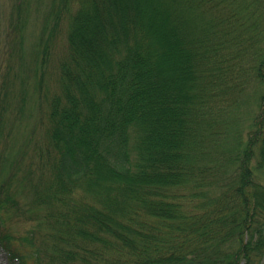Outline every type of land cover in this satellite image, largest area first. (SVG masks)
Returning a JSON list of instances; mask_svg holds the SVG:
<instances>
[{
	"label": "trees",
	"instance_id": "16d2710c",
	"mask_svg": "<svg viewBox=\"0 0 264 264\" xmlns=\"http://www.w3.org/2000/svg\"><path fill=\"white\" fill-rule=\"evenodd\" d=\"M5 33L25 67L0 63L8 264L264 262V0H14ZM36 83L41 134L15 153Z\"/></svg>",
	"mask_w": 264,
	"mask_h": 264
},
{
	"label": "rangeland",
	"instance_id": "374dc122",
	"mask_svg": "<svg viewBox=\"0 0 264 264\" xmlns=\"http://www.w3.org/2000/svg\"><path fill=\"white\" fill-rule=\"evenodd\" d=\"M30 1V0H29ZM14 0H0V28L2 33H5L8 29V22L9 17L12 14V7H13ZM48 6L46 9H44L41 14L37 13V8L35 3L31 4L30 12L28 15V22L26 24L25 29V41H24V49L22 48V54H25L28 58L31 60L36 54H41L43 47L41 49V45L39 43L42 40L43 37V25L42 21L45 19L43 15L47 14ZM25 16V12L23 14ZM5 30V32H3ZM66 25L62 26L59 33H65ZM6 36V33H5ZM46 36H49V32L46 34ZM7 41L4 45L0 44V63H3L5 65L6 61L10 59V64L12 62V66L18 67V70L25 69L24 66L20 63V53L14 58L12 54L10 53V50L7 47ZM40 46V47H39ZM53 49L56 50L57 56L60 57V55L65 54V51L67 49V40L65 35L57 36L54 40V43L52 44ZM51 46V47H52ZM59 59V58H58ZM54 62L55 59L53 60ZM9 64V65H10ZM47 70V68H46ZM45 79L46 86L51 87L53 85V65L48 68V71L45 73ZM33 90L29 89V92L24 95V101L22 102V96L18 101H16L10 108V112L13 114L20 113L18 124L15 128L14 134L12 136L13 141V149L15 153H19L21 150L25 148L27 144H31L32 138H37L38 135L41 134V123H40V117H41V110L47 106V100L44 96H42L40 93V88H38V85H33ZM27 90V89H26ZM25 90V92H26ZM47 91V90H45ZM24 92V93H25ZM34 148L33 150H35ZM32 160H35V162L41 163L40 158L38 155L34 152H32ZM16 185V183H15ZM17 227L23 229V225L19 224ZM0 264H8L4 253L1 250L0 247ZM264 264V262H262Z\"/></svg>",
	"mask_w": 264,
	"mask_h": 264
}]
</instances>
